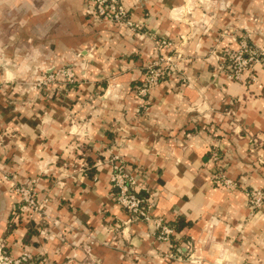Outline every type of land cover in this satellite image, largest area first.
I'll return each instance as SVG.
<instances>
[{
  "label": "crops",
  "instance_id": "0c3cea01",
  "mask_svg": "<svg viewBox=\"0 0 264 264\" xmlns=\"http://www.w3.org/2000/svg\"><path fill=\"white\" fill-rule=\"evenodd\" d=\"M123 2L132 9L133 20L143 24L139 32L133 33L110 23L97 24L95 18L88 15L93 0H0V66L5 67L6 75L16 79L26 77L23 66L20 67L24 60L40 69L46 64L45 74L61 65L76 72L79 64L70 57L89 54L92 57L91 79L82 78L75 84L65 85L66 88L79 90L84 84L85 91L81 94L91 95L92 99L98 94L103 97L102 92L97 93L100 88L113 94L123 92L136 96V88L144 79L143 68L159 56L152 38L183 41L186 64L178 77L151 90L146 98L151 101L148 107L159 108L168 103L170 96L178 97L181 89L197 102L204 94L213 98L209 104L213 120L193 119L200 115L193 109L176 129L177 139L183 143L191 136L194 143H199L195 138L201 133L210 136L208 130L213 129L214 142L202 155L198 149L191 152L189 162L213 167L212 152L216 150L221 155L220 165L225 173L244 184L248 172L239 166L255 167L253 159L264 150V143L259 139L264 136V129L255 128L258 121L254 115L249 120L241 113L264 102V87L255 93H242L241 86L247 83L250 74L257 78L264 74V63L255 64L244 82H228L225 74L216 70L211 52L218 43L224 42V32L230 37L229 43L236 45L232 35L249 32V29L229 31L237 27L233 22L235 13L224 15V9H216L215 14L209 13L213 16L208 22L212 26L204 25L205 31L201 29L203 21L194 22L196 17L188 19V14L180 7L185 0H164L170 11L172 7L176 9L163 21L153 9V0ZM253 2L244 0L239 21L251 24L247 5ZM252 20L259 25L261 13L252 14ZM247 39L256 48H264V41L254 32ZM79 47L84 50L77 53ZM225 48L236 49L225 45L217 50L220 57ZM5 59L11 63L6 65ZM13 63L17 67L15 72L10 69ZM86 71L80 70L81 77ZM13 88V91L11 88L0 91V161L10 170L7 172L16 173L21 182L39 181L37 191L48 201L49 216L42 221L43 226L38 225L37 219L15 216L13 211L19 200L11 198L12 193L0 178V226L7 228L9 222L8 238H18L19 254L29 250L39 257L40 264L47 261L85 264L86 260L91 264H151V254L160 247L166 251L162 255L171 254L172 264H189L191 260L196 264H264L261 259L264 249L259 243L264 239V211L251 215L243 189L228 192L214 186L212 167L206 173L196 171L193 175L183 162L173 163L163 156L158 155L155 161H142L141 156L132 151L122 155L132 173L139 175V184L143 182L140 193L150 197L153 215L161 205L175 201L168 209L174 215L167 221L176 226L175 234L170 243L160 242L152 236V231L149 234L148 223H128L129 214L117 204V193L110 182L111 166H99L106 163L105 157L95 152L93 145H81L80 151L73 149L71 156L59 147L66 123L65 112L75 103L68 100L64 89L57 85L43 90L30 104L33 92L26 91L19 83ZM107 102L110 105L123 103L122 100ZM87 103L91 105L92 100ZM38 104L41 107H36ZM101 106L96 104L93 110ZM133 107L139 108L138 115L145 111L142 106L133 104ZM120 111L126 114L125 109ZM91 118L92 112H88L85 122ZM234 121L237 125L245 124L239 133L245 138L243 141H237V134L230 127ZM101 123L106 127L101 129L102 136H97L96 140L112 147L119 137L115 131L120 126L119 121L113 116L111 121L101 120ZM67 124L71 126L70 121ZM7 129L11 133L7 134ZM249 133L253 140L251 146L245 148L244 156L233 155L236 143H248ZM138 135L147 141L146 147L151 152H156V148L162 150L171 140V135L159 125L130 131L129 140L134 141ZM262 171L264 166L250 177L251 183L244 184V188L264 189ZM4 172L0 168V176ZM181 190L184 194L177 199ZM44 228L50 231L42 238L43 243L33 241L32 236L39 235ZM241 249L246 250L242 258ZM221 255L225 258L221 259Z\"/></svg>",
  "mask_w": 264,
  "mask_h": 264
},
{
  "label": "clouds",
  "instance_id": "9594fccd",
  "mask_svg": "<svg viewBox=\"0 0 264 264\" xmlns=\"http://www.w3.org/2000/svg\"><path fill=\"white\" fill-rule=\"evenodd\" d=\"M242 4H244V0H219V2H217V0H185V2L180 7L185 10L186 14H188V19L191 20L192 17H196L194 22L198 23L199 21H203V24H201V29L205 31L207 29H204V25H207L208 27L212 26L208 23L209 20L213 19V16L209 15V13L215 14L216 9H224V15L232 16L235 13L233 22L237 24V27L230 28L229 31L238 32L240 28H247L249 29V32L241 34L242 40L246 39L248 35L253 34L254 32L259 36L260 40L264 41V0H254L253 3L247 5L248 19L251 21V24H246L243 21H239V17L241 15L240 8ZM153 9L163 21L169 19V17L172 16V12L175 11L176 7H172L170 11V8L166 6L164 0H153ZM101 11L104 10L101 9ZM257 11L261 13V23L259 25H257L256 22L252 20V14L256 13ZM229 39V36H225L224 42L218 43L216 48L221 49L224 48L225 45H228L229 48L236 47L237 51L236 53H233V55H236L237 59H240L239 53L241 51L248 52L250 58L253 60L260 52H264V48H245L243 43H241L239 46L230 44ZM83 50L84 48L79 47L77 49V53ZM212 55L215 56V52H213ZM70 59L79 64V69L76 72H72L71 70L66 72L60 83V87L64 89L68 100L70 102L75 101V103L71 104V110L65 112L66 123L62 130L63 138L59 144V147L65 149L66 154L71 156L73 149H76L77 152H79L81 145L91 144L93 145L95 152H99L105 157L106 163L100 164V167L112 165V161L114 160L122 161V155L132 151L141 156L142 161L145 159L155 161L156 157L159 155L173 163L183 162L187 166L188 172L193 175L196 174V171L201 173H206L209 171V168L212 167L211 164L202 165L199 162L196 164L190 163L188 156L191 152L197 149L201 155L204 151H207L208 145L214 142V130H208L211 133L210 136H205L203 133H201L199 137L195 138L199 143H194V138L191 136L188 137L187 141L181 143L177 139L176 129L180 127L181 123L185 122L186 117H188V114L192 112L193 109H196V111H198L200 114L198 117H194L193 119L212 121V109L209 107V104L212 103L213 98H211L208 94H204L203 99L197 102L194 97H190L189 94H187L186 90L181 89L180 95L178 97L173 95L168 98V103L161 104L159 108H149L148 105L151 102L150 99L147 101L142 100L139 97L134 95L130 96L123 92L113 94L112 91H104L103 88H100L97 90V93L102 92L103 97L99 96L98 94L96 99H92L91 95L81 94L85 91L84 84L80 85L79 90H76L74 87L69 90L65 87V84L69 82L75 84L82 78H87L89 80L91 79L89 72L92 71L90 66V59H92V57H90L89 54L83 57L77 54L70 57ZM178 60H180L179 57H170L166 59L163 64L171 66L175 71L178 68H182L184 64V61H180L179 64L174 63V61ZM4 62L6 65L11 63V61L6 59ZM241 63L248 64L249 60H241ZM124 67H127V65H124ZM81 69H87L83 77L80 75ZM248 71H251V67ZM159 74L160 73L157 72L153 75L151 78L152 83H155V76ZM247 75L248 72L245 73V76ZM121 78L123 79V77ZM37 79L39 80V77H37ZM96 79L99 80L100 77H96ZM240 79L243 80L244 77L241 76ZM252 79H255L256 82L251 83ZM45 83H48L47 79L45 80ZM173 83H175L174 80ZM0 84H2L0 91H5L9 88H11V91H13L14 77L5 75L3 79L0 80ZM260 87H264V74H261L258 78L251 77L245 85L241 86V92L245 93L247 91L255 93ZM36 96H39V93L33 92L30 104L34 103ZM77 97L79 99H77ZM41 99H43V97H41ZM88 100H92L91 105L87 103ZM109 100H122L123 103L110 105L107 102ZM96 104H101L102 106L101 108L94 111L93 109L95 108ZM133 104L144 107V113L142 115H138L139 108L133 107ZM36 107H41V105L38 104ZM120 109H125L126 114L121 112ZM88 112H92V118L85 122V115ZM47 115L50 117L51 113H47ZM253 115L258 121V123L255 125V128L264 129V102L258 106H250L241 113L242 117L248 118L249 120ZM113 116L116 117V120H118L120 124L119 128L115 129V131L119 133V137L112 147H108L106 143L97 142L96 137L102 136L101 129L106 127L105 124L101 123V120L111 121ZM68 121L71 122V126H68ZM146 125H159L161 130H167L168 135H171V140L167 145L162 147V150L160 148H156V152H151L149 147H146L147 141L139 135L135 137L134 141L129 140L130 131L138 132L142 126ZM205 126L207 127V125ZM244 126V122L237 125L235 121L232 125H230L233 131L237 134V141H243L245 139L239 136V133L241 129L244 128ZM246 139L248 143H236L234 151L229 149L230 151H233V155L244 156L245 148L250 147L253 140L251 133L248 134ZM259 139L261 143H264V136H261ZM113 153H115V155H113ZM72 162H76L74 156H72ZM252 164L255 165L254 168L247 165L239 166L242 171L248 172V177H245L244 179L245 185L251 183L250 177L254 175L257 170L261 169L262 166H264V150H262L258 156L253 159ZM112 166L115 167L116 165ZM0 168H3L5 172L10 171L6 166L3 165L2 161H0ZM260 174L264 175V171H262ZM60 175L63 176L64 173L61 172ZM0 178H3L5 182L9 184V191L12 193V199L28 201V207L24 209L25 219H37L38 225L43 226L42 221L44 222L45 220L49 219V216L46 215L44 211H41L42 209H45V202L43 200L36 201L34 197L30 198L28 196V190L13 189L11 185L14 184L17 179H19V176L14 175L11 182L6 180V176H0ZM138 179L139 175L132 177L131 186L133 188L144 185L143 182L138 185ZM39 187L40 186L37 185L36 190H39ZM58 187H60V185H58ZM183 194V190L178 192L177 199H179V197ZM172 203H175V201H170V203L161 205L156 211L155 215L152 214V211L148 214L149 217H151L150 223L146 226L149 230V234H151V229L160 228V235L164 238V240L169 238L171 225H169L167 221L172 219L174 213H170L168 209L171 207ZM241 203H243V201H241ZM253 206H255V202H253ZM261 208L262 211H264V205H262ZM149 209H151V206H149ZM9 231L10 229L8 221L7 228L5 226H0V264H37V261H39L38 256L33 260H28L24 257L19 260L17 259V256L20 252V245L17 243V237L14 236L11 239L8 238ZM49 231L50 229L44 228L43 231L39 232V235L32 236V240L42 244V238L46 237ZM156 238L159 239L160 237ZM259 243L261 249H264V239H262ZM250 246L255 247V245ZM245 251L246 250L241 249V258L243 257ZM162 252L166 251L160 247L156 248V251L151 254V264H172L171 254L167 253V255H162ZM197 253L199 254V249H197ZM224 258L225 257L221 255V259ZM196 259H199V255H197ZM261 259L264 260V252H262ZM46 264H51V262L47 261ZM85 264H91V261L86 260ZM189 264H196V261L191 260Z\"/></svg>",
  "mask_w": 264,
  "mask_h": 264
},
{
  "label": "built area",
  "instance_id": "2783aa9c",
  "mask_svg": "<svg viewBox=\"0 0 264 264\" xmlns=\"http://www.w3.org/2000/svg\"><path fill=\"white\" fill-rule=\"evenodd\" d=\"M103 9L104 11H101ZM88 15L95 18L96 21L99 22H107V23H115L118 25H125L123 27L127 28L131 32H139L142 29V25H134L131 21L128 11L124 7L122 0H93V4L91 9L88 11ZM155 44L156 49L159 52L158 58L146 65V71L144 74L143 85L138 89L137 96L146 100L149 93L152 89L159 87L161 84H164L171 80L173 77H178L181 72V68L176 69L175 71L169 65L163 64V62L170 57H179L180 60L174 61V63L179 64L180 61H185L183 53L176 49V43L169 38L165 37H153L152 38ZM233 42L239 46L241 43L244 44L245 48L255 46L251 45L248 39L233 38ZM236 50H225L222 59V68L226 72V76L230 81L240 82L243 81L240 79L241 76L245 77V73L249 72V68L255 65L264 63V55L260 52L255 56V59H251L248 52L241 51L239 53L240 59H237ZM241 60H249L248 64H242ZM159 72V75L155 76V83L151 82V78L154 74ZM251 77H255L252 74L249 75V79ZM252 82L256 81L255 79L251 80ZM115 155V153H113ZM122 161L114 160L112 161V165H116L115 167L111 166L110 172V181L114 190H116V202L117 204L126 210L129 214L128 223L134 222H146L150 223L151 217H149V213L151 209L150 197L144 198L140 193V186L133 188L132 185V177H135L132 171L127 167V164L123 157H121ZM221 155L218 151L213 150L211 162L213 163V175L212 182L213 185L221 188L228 192H234L240 189H244L246 198L248 200V206L251 212V215H256L258 212L262 211L261 206L264 205V189L261 188H242V183L232 179L226 173L224 168L220 165ZM7 180V179H6ZM137 184L139 185V180H137ZM15 189L28 190V196L34 197L36 201L43 200L45 202V208L48 206V201L46 199H41L36 194L35 190L30 187H23L14 185ZM32 189V191H31ZM253 202H255V206H253ZM28 207V201H22V205L18 208L21 213H24V209ZM41 211H45L42 209ZM24 215V214H20ZM152 236L160 237L157 239L163 243H170L172 236L175 234V229L171 226V230L169 233V238L164 240V238L160 235V228L151 229ZM22 257L33 260L36 256L29 250H24L21 252L17 259H21ZM37 264H40L37 261Z\"/></svg>",
  "mask_w": 264,
  "mask_h": 264
},
{
  "label": "rangeland",
  "instance_id": "374dc122",
  "mask_svg": "<svg viewBox=\"0 0 264 264\" xmlns=\"http://www.w3.org/2000/svg\"><path fill=\"white\" fill-rule=\"evenodd\" d=\"M122 3H123V5H124V7L126 8V10L128 11V14H129V16H130V19H131V21L134 23V25H139V26H141V22H138V21H134L133 20V16L134 15H132L131 14V12H130V7L129 6H127L124 2H123V0H122ZM91 9V8H90ZM89 9V10H90ZM88 10V11H89ZM132 10V9H131ZM97 24H103V23H107V22H99V21H97L96 22ZM110 24H114V25H116V26H119L120 28H125V27H123V26H125V25H118V24H115V23H110ZM143 25V24H142ZM126 30H128L127 28H125ZM128 31H130V30H128ZM241 34L242 33H240V34H235V35H232V37L234 38V37H236V38H240L241 37ZM222 36H227V34H226V32H224L223 34H222ZM233 38H232V41H233ZM175 43H176V49H178V50H180L182 53H183V55H184V58H185V61H184V64H183V66L186 64V61H187V58H186V53H185V51L183 50V48H182V46H183V41H176V40H173ZM235 43V42H234ZM236 44V43H235ZM237 45V44H236ZM237 49V48H236ZM235 49V50H236ZM217 48H216V46L214 47V49L212 50V52H211V56L214 58V60L216 61V65H215V68H216V70L219 72V73H223V74H225V76H226V72L224 71V69L222 68V57H220L219 56V54H218V52H217ZM225 50H232V49H228V48H225L224 49V51ZM223 51V52H224ZM213 52H215V56H213L212 55V53ZM224 54V53H223ZM13 65V67L12 68H10V69H12L11 71H16L17 70V67H16V64L15 63H13L12 64ZM44 65H46V64H42V66H41V69L40 68H38V67H34L35 66V64H33L32 62L30 63V62H28V61H25L24 60V64H22V65H20V67H22L23 66V70L27 73L26 74V77H24L23 79H16V77H14V86H16L17 85V83H19V86H21V87H24V89L27 91H30V92H41V91H48V90H50V89H52V88H55V86H57V85H60V83H61V79L64 77V74L66 73V72H68L69 70H71L72 72H74L73 71V69L72 68H70V67H67V66H65V65H61V66H57V67H55L51 72H49V73H47V74H45L44 72H45V70H46V66H44ZM42 67H44V68H42ZM42 69H44V70H42ZM182 69V68H181ZM180 69V70H181ZM143 70H144V74H145V71H146V66L143 68ZM6 69H5V67H3V66H0V80H2L3 79V77L6 75L5 73H6ZM42 72V74L40 75L39 73H41ZM33 74V75H32ZM40 75V76H39ZM37 77H39V80L37 79ZM65 78H67V77H65ZM48 80V83H45V80ZM226 79H227V81L228 82H233V81H230L228 78H227V76H226ZM144 80V79H143ZM170 81V80H169ZM168 81V82H169ZM240 82H244V80L243 81H240ZM167 83V82H166ZM51 85V86H50ZM65 85H72V83L71 82H69V83H66ZM142 85H143V81H142ZM142 85L141 86H138L137 88H136V97H138L137 96V92H138V89L139 88H141L142 87ZM2 86V84H0V87ZM13 130V132H14V129H12ZM11 130L10 129H7L6 130V133L7 134H9V132H10ZM11 133V132H10ZM14 175H16V176H18L16 173H9V172H4V174L2 175V176H6V179H7V181L8 182H11L12 181V179H13V176ZM3 179V178H2ZM3 182L7 185V188L9 189V184L8 183H6L5 182V180L3 179ZM111 182V181H110ZM38 183H39V181L38 180H31V181H23V182H21L19 179H17L16 180V182L14 183V184H12L11 185V187L13 188V189H15V187H14V185H17V186H23V187H30V188H33L34 190H35V192H36V194L38 195V197L39 198H41L40 197V195H39V193H38V191L36 190L37 189V185H38ZM242 185V188L244 187V184H241ZM240 190H242V189H240ZM243 192H244V189L242 190ZM10 192V191H9ZM41 199H44V198H41ZM22 205V201H18V204H17V206H16V208L14 209V215L16 216V215H20V214H24L22 217H25V213H21L19 210H18V208L20 207ZM45 211H46V215H47V207L45 208Z\"/></svg>",
  "mask_w": 264,
  "mask_h": 264
},
{
  "label": "trees",
  "instance_id": "16d2710c",
  "mask_svg": "<svg viewBox=\"0 0 264 264\" xmlns=\"http://www.w3.org/2000/svg\"><path fill=\"white\" fill-rule=\"evenodd\" d=\"M141 85H142V83L140 85H138V86H141ZM141 196L144 197V198H147V196L143 195L142 193H141ZM175 227L176 226H174V229H176Z\"/></svg>",
  "mask_w": 264,
  "mask_h": 264
}]
</instances>
